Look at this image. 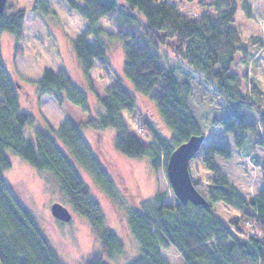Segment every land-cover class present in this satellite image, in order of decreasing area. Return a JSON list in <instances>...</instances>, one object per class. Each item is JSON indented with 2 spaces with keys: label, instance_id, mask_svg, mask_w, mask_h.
Listing matches in <instances>:
<instances>
[{
  "label": "trees",
  "instance_id": "16d2710c",
  "mask_svg": "<svg viewBox=\"0 0 264 264\" xmlns=\"http://www.w3.org/2000/svg\"><path fill=\"white\" fill-rule=\"evenodd\" d=\"M32 1V10L42 19L55 15L49 0ZM64 1L85 21V30L73 40L83 72L89 75L97 62L101 77L112 82L99 98L103 112L98 111L87 125L98 134L114 129L117 151L130 159L147 157L159 170L166 168L178 146L215 126L232 137L240 152L247 144L251 151L257 146L264 149V91L252 84L244 92V84L232 71L236 55L247 52L234 20L239 5L252 16L249 0H182L200 6L197 16L185 14L170 0ZM27 14L25 7L7 1L0 12V264H65L24 206L18 186L5 179L12 154L50 174L74 213L87 219L100 249L82 264H107L125 253L126 243L106 227L104 213L78 167L90 172L119 205L113 179L75 122L69 119L58 130L34 127L35 119L21 109L18 85L4 65L3 36H12L15 52L22 54L19 43L25 37ZM103 19L115 34L102 27ZM114 37L124 47L123 77L111 66L109 42ZM166 46L172 55L164 54ZM36 86L41 97H52L60 107L70 103L90 112L86 93L64 69L45 68ZM139 101L156 107L170 136L155 130L139 113ZM133 114L142 118L136 132L144 137L132 134L127 115L136 121ZM231 158V145L225 142L209 146L201 166L189 164L194 186L207 198V208L149 200L138 208H126L127 228L141 252L129 264H169L164 249L175 250L182 264H264V186L254 198L240 192L218 162ZM255 165L264 183V158ZM192 167L200 174L196 179ZM218 204L238 214L225 224L214 215Z\"/></svg>",
  "mask_w": 264,
  "mask_h": 264
},
{
  "label": "rangeland",
  "instance_id": "374dc122",
  "mask_svg": "<svg viewBox=\"0 0 264 264\" xmlns=\"http://www.w3.org/2000/svg\"><path fill=\"white\" fill-rule=\"evenodd\" d=\"M6 1L8 4L25 7L28 10L25 37L19 43L22 54L15 52L16 41L12 36L5 34L2 42L4 65L13 82L18 85L17 93L21 109L34 117V127L46 129L52 126L58 130L69 119L81 127L84 138L108 171L119 192V205H116L113 199L97 185L91 173L78 167L91 197L104 213L106 227L117 237L123 238L126 243L125 253L107 264H129L138 258L141 252L138 243L127 228L126 208H138L146 200L163 202L164 205L171 206L180 204L168 180L167 170L164 167L154 170L147 157L130 159L117 151L114 144L116 136L114 129L98 134L87 125V122L91 118H97L98 111L102 110L99 98L104 96L105 89L111 86L112 82H107L101 77L97 62L90 74L86 75L76 58L73 40L86 28L85 21L79 14L70 10L64 0H49L55 15L42 19L32 10L34 4L32 0ZM170 1L185 14L197 16L200 13V6L196 3ZM249 3L252 9L251 17L241 5L235 15L234 26L241 33L247 52L246 54L239 52L236 55L232 71L244 84V92L250 91L252 84L264 91V0H249ZM101 25L108 32L115 34V29L107 19H103ZM89 40L93 41L91 37ZM109 48L112 70L123 77L124 47L114 37L109 42ZM163 52L172 55L170 46L164 47ZM45 68L57 71L64 69L73 82L86 93L90 112L85 113L80 107L70 103L60 107L52 97H41L36 81L41 79ZM127 87L133 91L130 84L127 83ZM138 104L139 113L147 117L155 130L166 137L170 136L156 107L153 104L145 106L140 101ZM131 118L132 116L127 115L132 134L144 137L142 133L136 132H140L138 124L142 118L137 116L136 121ZM33 128L30 131H33ZM143 140L148 142L146 138ZM225 142L231 145L232 158L218 159L223 172L240 192L248 198H254L264 186L262 172L255 165V161L264 158V149L261 146L251 151V144H247L240 152L234 147L232 137L224 134L221 126H215L206 133L201 149L191 161L192 166H201V159L209 146L221 145ZM11 162V169L5 173L6 181L18 186L21 201L34 214L42 233L60 259L65 264H82L85 259L98 252L100 246L87 219L74 213L52 176L37 171L17 155H11ZM193 167L191 172L196 179L200 174L195 172ZM158 196L160 198L156 200ZM54 203H60L70 210L72 213L70 222H62L51 214ZM237 214L235 209L221 204L216 205L214 209V215L225 224ZM162 254L169 264H182L175 250L164 249Z\"/></svg>",
  "mask_w": 264,
  "mask_h": 264
},
{
  "label": "water",
  "instance_id": "95a60500",
  "mask_svg": "<svg viewBox=\"0 0 264 264\" xmlns=\"http://www.w3.org/2000/svg\"><path fill=\"white\" fill-rule=\"evenodd\" d=\"M6 0H0V12L5 9ZM205 135H195L178 146L170 155L166 170L168 180L180 204L191 203L195 206H209L206 198L196 189L190 174L189 164L201 149ZM51 214L62 222H70L72 213L60 203H54Z\"/></svg>",
  "mask_w": 264,
  "mask_h": 264
}]
</instances>
